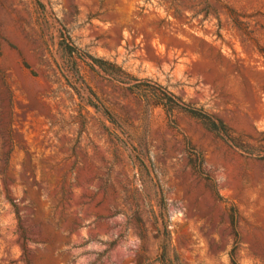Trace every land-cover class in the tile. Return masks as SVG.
Here are the masks:
<instances>
[{"label": "rangeland", "instance_id": "374dc122", "mask_svg": "<svg viewBox=\"0 0 264 264\" xmlns=\"http://www.w3.org/2000/svg\"><path fill=\"white\" fill-rule=\"evenodd\" d=\"M0 264H264V0H0Z\"/></svg>", "mask_w": 264, "mask_h": 264}, {"label": "trees", "instance_id": "16d2710c", "mask_svg": "<svg viewBox=\"0 0 264 264\" xmlns=\"http://www.w3.org/2000/svg\"><path fill=\"white\" fill-rule=\"evenodd\" d=\"M62 47H64V50L70 55L73 56L75 53L79 55L81 58L89 57V59L92 60L93 63L97 64L100 69L101 62L99 60H95L94 58H90V56L82 55L78 52V49L70 44H66L65 40L62 42ZM120 81V80H117ZM124 84H130L129 82H121ZM129 89L133 91L135 94L140 96L148 105L154 106V107H163L168 112H174L177 110H181L192 116L193 118L198 119L201 121L204 126L218 134L224 136L228 141L232 142V140L229 139L228 136V130L224 126L223 123L219 122L218 120L214 119L212 116L208 115L204 110L202 109H194L189 106H184L180 102L179 99H177L174 95H172L167 89L164 87L157 85L156 87H150V86H139V85H130Z\"/></svg>", "mask_w": 264, "mask_h": 264}]
</instances>
